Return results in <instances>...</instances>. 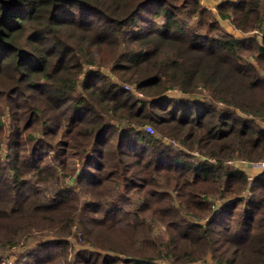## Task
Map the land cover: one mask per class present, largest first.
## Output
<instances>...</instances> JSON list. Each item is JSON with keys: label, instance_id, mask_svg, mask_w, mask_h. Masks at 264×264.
Masks as SVG:
<instances>
[{"label": "trees", "instance_id": "1", "mask_svg": "<svg viewBox=\"0 0 264 264\" xmlns=\"http://www.w3.org/2000/svg\"><path fill=\"white\" fill-rule=\"evenodd\" d=\"M217 11L0 0V250H17L12 264H264V171L249 183L227 164L264 158V0Z\"/></svg>", "mask_w": 264, "mask_h": 264}, {"label": "rangeland", "instance_id": "2", "mask_svg": "<svg viewBox=\"0 0 264 264\" xmlns=\"http://www.w3.org/2000/svg\"><path fill=\"white\" fill-rule=\"evenodd\" d=\"M221 1H224V0H201V2H202V5L205 7V8H207V10L211 13V14H213V15H216L217 16V5L221 2ZM231 1H235V0H231ZM220 25H221V27H222V29L225 31V32H228V33H231V34H233L234 36H237V37H239V36H241L242 34L239 32V31H237L236 29H234V27L232 26V24L230 23V21L229 20H220ZM243 35H245V34H243ZM247 35H250V34H247ZM246 35V36H247ZM252 63H254L255 64V62H253V61H251ZM103 71L106 73V74H109L110 73V68L108 67V68H103ZM112 78V80H116V78L114 77V76H112L111 77ZM128 86H130V85H128ZM131 88V90L130 91H133V93L135 94V95H139V97H142V95L141 94H139L137 91H136V89L133 87V86H130ZM169 93V95L170 96H178V94H176V92L175 91H171V92H168ZM200 97L202 98L203 96L202 95H200ZM4 120V125L7 127V124H8V118H3ZM155 132H153V134H154ZM178 145V144H177ZM176 146V145H175ZM194 155L198 158V159H202L204 156L202 155V153H200V152H194ZM241 160H243V159H241ZM246 161V160H245ZM248 163L250 162V161H247ZM230 168H233V166H230ZM245 169H246V173H247V175H248V177H250L249 179H251L252 177H254V176H256V175H258V174H260L261 172H259V173H255V172H253V171H251L249 168H246L245 167ZM263 172V171H262ZM61 181H62V179H61ZM252 181H253V179H252ZM252 181H250L249 180V183H251ZM62 182H65V183H69L68 182V179H63V181ZM252 185V184H251ZM244 197H249V194L246 192L245 193V196ZM216 203H219V201L218 200H216L215 201ZM164 230H165V227L164 226H162V225H160V224H156V225H154V236L156 237V236H159V235H161L162 234V232H164ZM77 233H76V232ZM81 234V235H80ZM29 236H30V238L31 237H33L32 238V243H35V242H33V239L35 240L36 238L37 239H40V237L39 236H41V238L42 239H44V240H49V239H51V237H48L47 236V234L46 233H40V232H33V234L31 233V234H29ZM36 236H38V237H36ZM79 236H81V238H82V236H83V234H82V232L79 230V229H77L76 230V226H75V229H73V234H72V236L69 238V240L70 241H72V243L75 245V247H76V249H78V248H80V245H79V241L81 240V238L79 237ZM80 239H79V238ZM53 238V237H52ZM20 245H21V243H20ZM19 245V246H20ZM18 246V247H19ZM34 246V245H33ZM18 247H17V249H18ZM16 249L15 248H11L10 250L7 248V250L5 249V250H0V257H3L4 259L2 260V263H4L5 264V261H8V260H10L11 262L12 261H14V258L17 256V254L15 255V253L17 252V250L15 251ZM9 257V258H8ZM4 261V262H3ZM120 264H123V263H120ZM194 264H198V263H194ZM200 264H214L212 261H211V259L210 258H207V259H205L204 261H202Z\"/></svg>", "mask_w": 264, "mask_h": 264}, {"label": "built area", "instance_id": "3", "mask_svg": "<svg viewBox=\"0 0 264 264\" xmlns=\"http://www.w3.org/2000/svg\"><path fill=\"white\" fill-rule=\"evenodd\" d=\"M131 87L126 85L125 86V89L129 90ZM131 90V89H130ZM145 131L150 133V134H153V128L151 126H146L145 127ZM170 145L172 146H175L177 145V143L174 141V140H169L168 141ZM229 166H233V168L231 169H243L246 171L245 167L246 168H249L251 171L255 172V173H259V172H262L264 171V158L260 161H254V162H247L245 160H235V161H229L227 163ZM255 177V176H254ZM252 177L251 179H249L250 177H248V179L250 181H252V179L254 178ZM5 264H12V262L10 260L8 261H5Z\"/></svg>", "mask_w": 264, "mask_h": 264}]
</instances>
